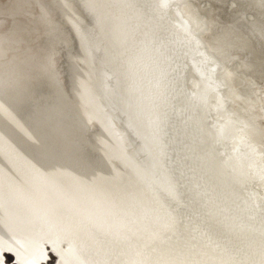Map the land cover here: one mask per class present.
<instances>
[{
	"label": "bare ground",
	"instance_id": "1",
	"mask_svg": "<svg viewBox=\"0 0 264 264\" xmlns=\"http://www.w3.org/2000/svg\"><path fill=\"white\" fill-rule=\"evenodd\" d=\"M28 2L30 6L31 0ZM171 2L83 1L85 9L96 13L97 22L94 23L102 37L108 39L110 48H105V42L100 68L94 75L91 74V52L88 55L86 44L82 43L86 66L72 64L75 94L72 103L67 102L66 96L57 89V79L51 72L33 59V51L23 55L17 53L20 80L12 92L0 93V247L17 239V244L23 248L44 236V231L36 234L32 229L20 239L6 234L8 228L20 223L24 216V171L31 167V157H37L45 148H53L64 141L70 144L75 139L87 143L88 122L95 119L98 131L95 141L89 143L96 148L98 157L117 171L127 188H132L146 201H137L135 211L129 212L111 202V195L116 197L115 186L107 176L104 183L99 184L78 170L68 173L65 167L54 176V181H50V186L55 184L58 193L67 197V203L53 208L50 197L44 196L40 204L44 201L46 212L41 205L39 211L42 214H51L53 210L65 213L76 223L68 229L71 234L57 237L53 235L57 229L39 243L55 244L59 249L63 243L77 242H84L87 248L93 247L97 239L83 232V226L86 231L102 234L114 245L122 247L118 250L119 257L131 259L124 254L135 256V264H264V192L249 188L252 178L248 177L242 184L244 189H234L229 180L224 184L213 175L211 165H207V175L199 172V138L205 133L207 140L214 137L219 145L222 142L224 145L226 139H237L236 120L209 123L206 101L207 93L217 83L215 71L210 68V59L199 49V42L186 23L177 22L165 13ZM36 18L41 24V16L36 15ZM16 33L19 31L15 28L13 39L19 43L22 38ZM43 34L51 40V28H46ZM182 50L184 56L180 54ZM187 55L193 58L199 74L191 92L185 84L183 71L178 69L180 59L184 61ZM173 59L179 61L174 63L177 67L171 72L169 61ZM165 62L168 65L162 77L159 70ZM105 64L108 72L102 66ZM28 68L35 70L34 75ZM109 72L115 76L114 83L122 85V91L116 94L117 102L125 112L127 125L140 141L138 151L151 157L145 159L148 166L139 163L134 152L126 150L107 113L111 108L105 111L107 102L104 104L102 99L107 95ZM33 76L37 80H46L56 94L48 109L35 99L33 108L27 110L31 107L28 99ZM221 100L216 104L220 105ZM201 117L206 118L203 134L199 125L205 120L200 121ZM180 121L182 127L178 125ZM198 132L200 136L196 139ZM254 150H234L237 153H232L226 160L219 158L218 165L212 163L213 169L219 170L223 165L225 171L231 166L232 171L242 174L248 172V168L260 171ZM113 157L117 158L116 165L112 162ZM158 164L163 166L168 177L162 182L154 178L160 171ZM124 165L129 169L126 170ZM169 184H175L177 189L169 188ZM257 200L260 205L249 209L251 202ZM6 203L9 204L8 211L4 210ZM46 247L52 252L49 245ZM50 259L48 257L47 261Z\"/></svg>",
	"mask_w": 264,
	"mask_h": 264
},
{
	"label": "rangeland",
	"instance_id": "2",
	"mask_svg": "<svg viewBox=\"0 0 264 264\" xmlns=\"http://www.w3.org/2000/svg\"><path fill=\"white\" fill-rule=\"evenodd\" d=\"M83 1L31 0L32 3L29 6L28 0L26 2L24 0H0V93L12 92L20 80L21 73L17 53L23 55L25 52L33 51V59H36L40 66H45L55 80L57 79V89L66 96L67 102L75 101L71 74L74 66L82 68L86 66V61L83 60L82 43L86 44L88 55L91 52L89 56L90 62L92 60L90 63L91 74L94 73V75L100 68L98 66H100L102 47L105 46V42V48H110V44L107 45L106 41L108 39L106 36L102 37L98 25L94 23V21L97 22L96 13L90 11L89 8L85 9ZM149 1L153 3L157 0ZM170 2L165 13L173 20L176 19L177 22L186 23L199 42V49L204 51L206 57L210 59V68L212 67L215 71L213 73L215 81H217L215 88H217L209 90L206 101L209 123L213 124L215 121L228 119L236 120L235 134L238 138L226 139L224 145L223 142L219 145L214 137L207 140L205 133L202 138H199V132L197 133L196 139H200L199 158H197L200 163L199 172L201 175H207V165H211V169L214 171L213 175L219 177V181H223L224 184L229 180L234 189H244L242 184L248 177L252 178L249 188L264 192V0H170ZM36 15L41 16V24L37 21ZM177 17H181V20ZM15 28L19 31L16 33L17 37L22 38L19 43L13 39ZM46 28H51V40H47L43 34ZM180 54L184 56V51L182 50ZM181 59L178 69L180 72L183 71L185 84L191 92L196 87L199 74L194 68L196 66L190 55H187L184 61ZM177 61L179 60L169 61L172 66L169 65L171 72L177 67L174 66ZM72 64H74L73 67ZM167 65L168 63H163V68L159 70L162 77L165 76ZM215 65H217L216 68ZM102 66L108 72L107 65ZM29 71L34 75V69H29ZM114 78L115 76L109 72L107 98L102 99L104 104L107 102L104 105L105 111L107 112L111 108L107 113L110 115L114 129L126 150L130 153L134 152L138 162L143 166H148L149 163L146 162L148 156L146 153L138 151L140 141L127 125L125 112L120 109L119 102H117L116 94L122 91V85H116ZM45 81L41 78L37 80L34 76L30 78L31 93L28 103L31 104V107L27 110L33 108L35 99L43 108H50L56 94ZM221 85L223 87L219 88ZM51 94H53L52 99L50 98ZM221 98L222 106L216 104ZM205 119L201 117L200 121ZM180 122L178 125L180 124L179 126L182 127L183 123ZM205 123L206 120L199 125L201 134L206 127ZM97 131L96 120L90 119L86 131L87 143H82L79 139L73 140L70 144L64 141L53 148L47 150L45 148L42 153L37 154V157L35 155L31 157V167L24 171L22 184L25 189V193L22 195L25 202V208L22 209L24 216L20 218V223L8 228L6 234L20 239L24 233L31 229L36 234L41 231L45 233L41 239L29 242L23 248L17 244V239L14 240V243L0 247V264H45L48 257L51 259L46 264H57V261L59 264H135V256L124 254L131 259L119 257L121 254L118 250L123 249L122 247L114 245L102 234L86 231L82 225L83 232L89 233L97 239L93 247L87 248L84 242L63 243L64 245H60V250L55 244L39 243L46 235L57 229L53 234L57 237L71 234L68 229L71 224L76 223L65 213L60 214L53 210L51 214H42L39 211L41 205L43 211L46 212L47 205L43 203L44 201L40 204L44 196L50 197L53 208L59 204L64 206L67 203V197L58 193L56 185L50 186V181H54V176L65 167L68 169V173L72 174L78 170L99 184L104 183L107 176L115 186L113 191L116 197L111 195V202L125 207L129 212L135 211L134 206L137 201L145 203L146 199L138 197L132 188H127L117 171L98 157L96 148L92 143H89L95 141ZM253 149H255L256 159L261 166L260 171L256 168H248V172L242 174L232 171L233 167L231 166L227 167V171H225L223 165L219 167V170L213 169L212 163L218 165L219 158L224 161L232 153L236 154L238 150L253 151ZM234 150L237 151L234 153ZM112 162L117 164L115 159H112ZM254 171L255 173H253ZM36 206H38L37 209ZM4 210H9V204L4 205ZM47 245L50 246L52 252H48ZM99 253L101 254L99 255Z\"/></svg>",
	"mask_w": 264,
	"mask_h": 264
},
{
	"label": "water",
	"instance_id": "3",
	"mask_svg": "<svg viewBox=\"0 0 264 264\" xmlns=\"http://www.w3.org/2000/svg\"><path fill=\"white\" fill-rule=\"evenodd\" d=\"M141 144H142V142H141ZM150 156L148 155V160H150ZM113 159H115L116 161H117V158L116 157H113ZM125 166H127V165H124V168L125 169H129V167H125ZM158 166H160V164H158ZM158 169L160 170L158 173H157V178L156 177H154L155 179H156V181H158V182H162L163 180H167V176H166V173H165V171L163 170L164 168H163V166L161 167H158ZM169 188H171V189H177L176 188V185L175 184H169ZM234 192V191H233ZM240 198H241V195H240ZM254 204V205H253ZM256 204H258V205H260V202H259V200H257V202H251V207L249 208V209H252V208H254V206L256 205Z\"/></svg>",
	"mask_w": 264,
	"mask_h": 264
}]
</instances>
